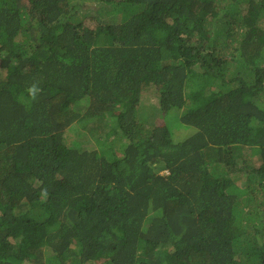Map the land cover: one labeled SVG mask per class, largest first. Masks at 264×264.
<instances>
[{
  "label": "trees",
  "instance_id": "trees-1",
  "mask_svg": "<svg viewBox=\"0 0 264 264\" xmlns=\"http://www.w3.org/2000/svg\"><path fill=\"white\" fill-rule=\"evenodd\" d=\"M0 264H264V0H0Z\"/></svg>",
  "mask_w": 264,
  "mask_h": 264
},
{
  "label": "rangeland",
  "instance_id": "rangeland-1",
  "mask_svg": "<svg viewBox=\"0 0 264 264\" xmlns=\"http://www.w3.org/2000/svg\"><path fill=\"white\" fill-rule=\"evenodd\" d=\"M149 95L150 96L148 97V99L144 101V105L148 108L141 107V117L144 119V122L151 121L150 127H153L157 124L163 123V120L160 117H158L159 120L157 118H155L154 115L152 114L150 108H149V106H152L151 104L158 105L159 101H158L157 93L156 92H150ZM171 119H172V121H175V122L178 121V118H176L174 116ZM71 132L75 136V140H76V142H78V144L80 146H83V147H92L93 146L94 143H93L92 139L86 133L85 126L83 124L82 125H75Z\"/></svg>",
  "mask_w": 264,
  "mask_h": 264
},
{
  "label": "clouds",
  "instance_id": "clouds-1",
  "mask_svg": "<svg viewBox=\"0 0 264 264\" xmlns=\"http://www.w3.org/2000/svg\"><path fill=\"white\" fill-rule=\"evenodd\" d=\"M28 92L33 96V98H36V96H37L38 93H39V89H38V87L34 84V85H32V86L28 89Z\"/></svg>",
  "mask_w": 264,
  "mask_h": 264
}]
</instances>
